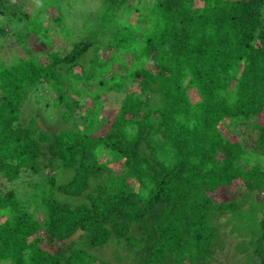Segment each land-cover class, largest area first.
<instances>
[{"label":"trees","instance_id":"obj_1","mask_svg":"<svg viewBox=\"0 0 264 264\" xmlns=\"http://www.w3.org/2000/svg\"><path fill=\"white\" fill-rule=\"evenodd\" d=\"M101 4L112 27L96 18L63 52L61 13L48 25L33 0H0V264H112L106 247L214 264L220 219L264 264V0ZM45 89L49 124L25 107Z\"/></svg>","mask_w":264,"mask_h":264},{"label":"rangeland","instance_id":"obj_2","mask_svg":"<svg viewBox=\"0 0 264 264\" xmlns=\"http://www.w3.org/2000/svg\"><path fill=\"white\" fill-rule=\"evenodd\" d=\"M41 3L48 4V7L52 8L53 10L50 8L43 9ZM106 11H104V9L102 8L101 0H33V8L32 10L28 11V15L29 17L32 15H35L36 17L38 16L43 23L46 22L49 25L50 22H47V17L51 16L53 13H61L62 20L61 22H59V27L55 28V26L52 25L51 31H53V34H56L55 30H57L60 35V37L57 38V41L61 46L62 51L65 52L69 48L70 42L77 38L89 35L94 30L96 31V26L93 25L96 18H103L101 21H108L107 23H110L109 28L112 27L114 23L112 22L114 21V12L111 9H107ZM119 20L122 22H127L124 17H120ZM101 21L97 22L96 20L97 24ZM65 38L67 39L65 40ZM30 43L34 45L35 41H30ZM39 96L41 97L38 99L40 103L35 104L34 101H31L30 103L28 102V105H26L25 107L28 110V113H30L33 109V111L35 110L36 114H41L42 118H44L45 120V123L49 124V121L47 120L48 113L49 115H53V117L49 118H52L55 121L56 119L54 117V114L58 113L59 110L54 107L52 108L51 105L49 106V104H45V102H50L52 99H54L55 93L45 89V91L40 93ZM192 96V100L196 99V96L193 92ZM103 102L105 116L112 114L119 103L117 97L110 98V96H108L106 99L103 96ZM90 103H92L90 100H86L84 105L80 109L84 111L85 107L87 105H90ZM28 113H25L26 117L29 116ZM234 133L243 142L246 148H250L251 146H253L254 140L257 139L256 133L252 131L249 126L235 127ZM229 134L230 132L225 129L224 135L228 137ZM105 158L108 159L109 166L113 168L116 167V157L113 158V161H111L112 159L107 155L105 156ZM231 190L232 191L223 194V200L241 196L243 193V189L241 186H238V188L236 186V189ZM259 195H261V193H259ZM218 222L223 225L220 227L219 235L216 238L215 254L213 256L214 259H212L211 261L214 264H248L250 258L248 259V261L246 260V258L248 256L250 257L251 255V249L249 247L248 240H246L244 236H240V234L237 232V234L228 233L229 226L231 228V225H224L225 220L220 219V221ZM103 251L104 257L112 264H134L132 262L133 256H127L121 259V261H116L114 260L111 249L109 247L104 248ZM125 253L126 250H123L121 252V254ZM252 260L255 259L252 258Z\"/></svg>","mask_w":264,"mask_h":264}]
</instances>
